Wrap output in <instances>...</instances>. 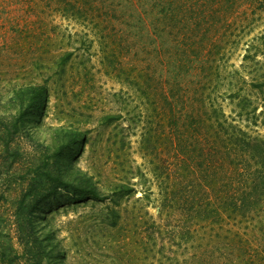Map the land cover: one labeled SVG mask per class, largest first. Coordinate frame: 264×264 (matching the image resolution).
I'll return each mask as SVG.
<instances>
[{
    "label": "rangeland",
    "instance_id": "374dc122",
    "mask_svg": "<svg viewBox=\"0 0 264 264\" xmlns=\"http://www.w3.org/2000/svg\"><path fill=\"white\" fill-rule=\"evenodd\" d=\"M74 1L85 7L77 19L62 15L57 0H0V116L15 114L14 87L46 81L48 91L40 117L17 136L18 169L10 172L8 183L0 185L6 197L0 212L11 216L5 234L13 231L14 202L19 204L38 192L29 186L31 174L40 162H51L55 156L66 182L79 185L84 180L100 197L111 196L116 185L127 182L135 194L74 204L71 189H58L50 204L36 207L34 213L38 238L34 246L43 253L41 264H227L230 260L264 264V203L221 228L199 229L192 243L196 248L186 241L178 245L174 238L180 225L177 215L161 213L156 166L141 151L144 137L157 129L149 111L156 102L143 98L131 72L118 75L106 67V53L113 52L115 63L136 72L138 65L145 66L141 62L145 46L133 37L106 35L105 7L91 9L94 0ZM260 8L241 12L227 29L230 50L224 61H216L219 72L214 73L217 86L212 98L222 106L228 122L264 139L259 116L263 105L251 91L255 69L242 68L249 47L258 52L256 60L264 58V11ZM129 40L134 42L130 51ZM68 53L72 55L62 69L59 60ZM158 56L160 60L151 56L146 64L162 63L164 57ZM243 97L257 105L256 123L248 111L240 113ZM112 116L118 119H109ZM62 129L84 134L80 148L72 154H56L57 147L68 142L56 141ZM164 153L172 155V148ZM129 166L137 168L135 173Z\"/></svg>",
    "mask_w": 264,
    "mask_h": 264
},
{
    "label": "trees",
    "instance_id": "16d2710c",
    "mask_svg": "<svg viewBox=\"0 0 264 264\" xmlns=\"http://www.w3.org/2000/svg\"><path fill=\"white\" fill-rule=\"evenodd\" d=\"M57 1V10L62 15L76 19L77 13L84 15L83 4L74 0ZM262 1L94 0L89 4L91 9L105 7L101 10L105 18L100 17L106 26V35L122 36L123 39L133 37L145 46L142 48L144 56H141L145 66L138 65L136 72L133 68L128 69L130 66L126 68L115 63L117 58L113 52L106 53V67L118 75L123 72L130 75L131 72L143 98L156 102L149 111L155 116L157 129L144 137L141 151L156 166L154 174L160 185L161 213L177 215L180 225L174 238L178 245L185 241V244L194 243L195 233L206 225L221 228L226 222L243 218L256 205L264 203V139L252 137L228 122L222 106L212 98L217 86L214 73L219 72L216 61H224L230 50L227 29L241 12L247 14L249 9L256 7H261L263 12L264 3L259 4ZM133 44L126 41L129 51ZM149 45L153 47L150 50ZM246 51L242 68L255 69L251 91L260 96L263 108L259 116L264 126V58L256 60L258 52L250 47ZM71 55H63L58 66L63 69ZM158 55L164 57L162 63ZM151 56L159 59L154 61V67L146 64L151 62ZM11 94L15 114L0 116V185L8 183L10 172L18 169L16 165L21 154L16 144L17 136L40 117L48 94L46 81L14 87ZM241 100L240 113L248 111L256 123L257 105L248 97ZM109 119L118 118L112 116ZM61 132L56 135V141L68 142L60 144L56 154L71 153L80 148L84 134L63 129ZM171 148L172 155L166 156L164 150ZM133 168L137 169L134 166L129 169ZM33 174L29 186L32 190L38 188V192L29 195L27 200L21 199L19 204L14 202L12 234L4 231L11 216L0 212V264L42 263L43 253L34 246L38 241L33 226L34 213L36 207L48 206L58 189H71L74 204L89 200L103 202L109 197L120 200L135 194L127 182L116 185L111 196L106 197H100L84 180L79 185L66 182L55 156L51 162H40ZM128 178L130 180L129 176L124 179ZM6 188L10 189V186ZM4 192H0V202L6 201ZM192 245L196 248L197 244ZM226 246L231 247L230 244ZM246 263L249 261L243 264ZM227 264L239 262L230 260Z\"/></svg>",
    "mask_w": 264,
    "mask_h": 264
}]
</instances>
